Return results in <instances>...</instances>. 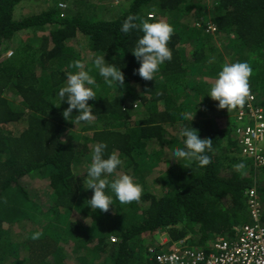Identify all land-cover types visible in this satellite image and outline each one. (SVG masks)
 I'll return each mask as SVG.
<instances>
[{"label": "trees", "instance_id": "1", "mask_svg": "<svg viewBox=\"0 0 264 264\" xmlns=\"http://www.w3.org/2000/svg\"><path fill=\"white\" fill-rule=\"evenodd\" d=\"M60 1L71 3L67 11ZM106 1H47L16 18L21 0H0V264H156V252L179 241L210 252L249 222L248 187L256 184L264 203V163L243 155L237 132L249 101L228 111L206 95L223 64L246 61L264 109V0H122L129 6L110 19L91 10ZM129 15L174 29L172 59L151 81L135 72L130 52L142 33L120 31ZM96 55L121 68L123 89L98 75ZM76 60L99 89L89 101L95 119L75 125L64 119L68 105L58 92ZM194 112L191 126L213 141L202 167L170 159L190 125L182 117ZM98 142L122 160L114 176L132 175L142 186L138 201L121 204L112 194L107 212L88 207L84 173ZM33 213L42 219L34 222ZM163 234L168 242L157 238Z\"/></svg>", "mask_w": 264, "mask_h": 264}, {"label": "clouds", "instance_id": "2", "mask_svg": "<svg viewBox=\"0 0 264 264\" xmlns=\"http://www.w3.org/2000/svg\"><path fill=\"white\" fill-rule=\"evenodd\" d=\"M60 6L63 7L64 5L61 4ZM135 19L136 17L129 15L123 22L120 31L124 34L134 30L142 33L136 39L130 52L140 65L135 72L143 80L151 81L159 72L160 67L172 59V51L168 47V42L174 29L163 20H152L149 17L137 24L134 22ZM11 53L12 51L9 52V54ZM92 64L98 75L109 86L115 85L119 89L125 87V75L121 68L107 62L105 55H96L92 59ZM72 67L76 71L66 75L65 83L58 92L61 103L66 102L68 105L62 115L65 120H70L75 125L81 122L90 123L95 119V114L93 105L89 104V101L97 98L99 84L95 76L91 74V69H85L84 62L76 60ZM252 71V67L246 61L223 64L206 95L218 102V109L229 111L237 107L242 108L250 94L249 78ZM73 110H76L74 121L72 119ZM194 114L195 112L188 113L182 117V119L190 120V125H185L180 130L182 146L171 152L170 159H174L178 163L180 161H185L188 164L195 163L202 167L210 163L208 153L213 151V141L209 138H201L199 131L191 126ZM107 147L104 142H98L94 145L91 152V164L88 165L84 173L86 174L85 188L92 190L93 193L91 198L86 200L87 205L91 209L101 212H107L114 205L112 194L121 204L138 201L142 194V186L135 181L132 175L114 176L117 169L122 165V160L115 152L107 154ZM244 166L243 163L234 165L237 170L244 168ZM109 177H114L111 182ZM252 186H256V184Z\"/></svg>", "mask_w": 264, "mask_h": 264}, {"label": "built area", "instance_id": "3", "mask_svg": "<svg viewBox=\"0 0 264 264\" xmlns=\"http://www.w3.org/2000/svg\"><path fill=\"white\" fill-rule=\"evenodd\" d=\"M250 94L247 98L250 114L240 111L237 129L241 137L243 153L264 163V109L256 105L255 94L249 82ZM250 218L253 223L239 224L235 227L234 240L219 238L213 250L207 252L196 246L175 242L169 250L156 252V264H264V220L262 199L256 186L245 192ZM164 242V241H163Z\"/></svg>", "mask_w": 264, "mask_h": 264}, {"label": "rangeland", "instance_id": "4", "mask_svg": "<svg viewBox=\"0 0 264 264\" xmlns=\"http://www.w3.org/2000/svg\"><path fill=\"white\" fill-rule=\"evenodd\" d=\"M47 1H48V4L53 5L55 3L54 1H57V0H53V1L52 0H21V2L17 5V7L15 9V17L21 18L29 12H32V13L38 12L42 9L41 7H45L47 5ZM70 1L72 2V4H74L76 0H70ZM93 2L99 3V0H93ZM129 3H130V1L111 0V1H106L105 7H102L100 4H98V8H96V6H93L92 8L91 7L90 8H91V10L98 11V12L104 14V17L110 19V18H114V17H117L118 15H120L123 12V9L129 6ZM61 4H63L64 6L61 7L60 6ZM70 6H71V3L68 1L67 2L60 1V3H59V7L63 10L65 9L64 11H67V9ZM32 34H33V36H32ZM29 36H32V37L35 36L34 38H36V37H40L41 33H40V31H38V32L33 31V32L29 33ZM9 52H11V50ZM8 55H9V53H8ZM224 59L225 60H229V59L232 60V58L230 56H228L227 54L224 56ZM23 127H24L23 123H12L10 125V128L14 132H19V131H21V129L23 130ZM71 128L75 129L76 131H80V130H77L76 128L71 127L69 125L67 126V131L71 130ZM261 201H262V206H263V204H264L263 200H261ZM31 205H33V204H31ZM32 215H34V217H36V219L33 220L34 222L36 221V223L42 219V217L38 214L33 213ZM247 223H253V220L250 218L249 222H247ZM157 238L160 241L162 238H164L163 239L164 242H168L170 240L168 235H165V234H163Z\"/></svg>", "mask_w": 264, "mask_h": 264}, {"label": "crops", "instance_id": "5", "mask_svg": "<svg viewBox=\"0 0 264 264\" xmlns=\"http://www.w3.org/2000/svg\"><path fill=\"white\" fill-rule=\"evenodd\" d=\"M242 124H244V123H241V122L239 123V122H238V125H239V126L242 125ZM243 155L247 156L245 153H243ZM248 157H249V156H248Z\"/></svg>", "mask_w": 264, "mask_h": 264}]
</instances>
